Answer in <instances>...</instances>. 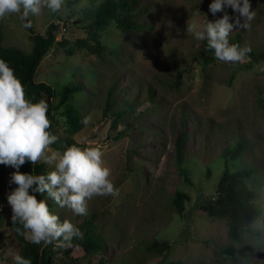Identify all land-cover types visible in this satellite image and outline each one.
<instances>
[{
    "label": "rangeland",
    "instance_id": "rangeland-1",
    "mask_svg": "<svg viewBox=\"0 0 264 264\" xmlns=\"http://www.w3.org/2000/svg\"><path fill=\"white\" fill-rule=\"evenodd\" d=\"M212 2L149 0L136 19L144 26L128 34H123L115 22L106 27L101 36L104 58L86 49L68 54L66 47L54 43L42 59L35 80L50 83L57 90L80 81L83 90L74 98L82 119L91 117L87 126L70 134L65 117L56 115L57 143L70 138L79 145L100 146L106 165L113 170L114 184L120 189L118 197L93 198L87 216H77L48 200L61 221L69 219L74 224L97 211L94 223L106 241L103 251L91 255H86L80 246L70 247L72 253L68 255L66 249L53 245L58 264L70 256L79 258L82 264H134L141 257L138 250L143 241L153 238L172 244L171 255L163 264L171 260L182 264H264V215L253 225L252 237L244 248L252 249L250 258L235 260L223 254L232 244L226 219L211 218L199 207L215 194L224 168L223 153L234 145L240 130L248 138L250 150L229 162V167L236 170L254 165L256 169L246 181L256 193L255 201L264 204V108L256 103L257 98L264 99V93L256 87L264 85V59L248 69L241 65L248 64L250 58L245 63L216 59L204 62L198 54L202 41L189 36L187 25L190 19L215 22L222 18L223 12L210 11ZM250 2L256 12L251 28H235L229 40L242 30L245 44L263 51L264 0ZM93 6L90 0H84L73 7L66 6V11L56 16L45 8L40 16L29 18L31 27L34 32L44 33L55 21L59 27L57 40L85 37L89 33L84 28L90 21L87 14ZM225 11L234 23L238 14L231 8ZM0 29L5 45L32 50L31 32L19 15L0 21ZM178 71H182V77L176 85ZM113 83L119 97L115 109L105 118L102 112L107 89ZM150 90L153 95H149ZM125 103L135 110L113 120V111L125 109ZM121 131L124 134L117 137ZM181 131L186 134L184 158L191 184L184 180L175 162L176 139ZM46 166L48 171L53 170L51 165ZM15 171L5 166L0 195V260L6 264H13V254L19 253L18 241L7 226L12 215L7 197L17 187L10 184ZM177 190L189 195L182 216L168 206ZM38 199H47V195L38 194ZM161 259L149 257L145 264H158Z\"/></svg>",
    "mask_w": 264,
    "mask_h": 264
},
{
    "label": "clouds",
    "instance_id": "clouds-1",
    "mask_svg": "<svg viewBox=\"0 0 264 264\" xmlns=\"http://www.w3.org/2000/svg\"><path fill=\"white\" fill-rule=\"evenodd\" d=\"M45 8L53 14L64 12L66 0H0V21L19 15L25 26L31 27L29 18L40 16ZM225 8L238 14L234 23ZM210 11L224 14L215 22L190 19L189 36L206 41L207 50H212L218 61L245 63L252 49L230 43L229 37L237 27L251 28L256 12L250 0H213ZM48 112V103L44 99L33 102L15 70L0 59V165L16 169L10 184L17 187L7 197L14 231L32 244L68 249L75 240L83 239V232L69 219L61 221L48 200L61 208L67 207L77 216H87L93 198H115L120 189L114 184L113 170L106 165L100 146L74 143L63 151L52 148L58 137L50 131ZM90 121V116L82 119L85 126ZM26 162L33 165L43 162L53 170L40 175L23 173L20 168ZM35 193L47 194V199H38ZM12 262L32 264L31 259L19 253L13 254ZM0 264L6 261L0 260Z\"/></svg>",
    "mask_w": 264,
    "mask_h": 264
},
{
    "label": "trees",
    "instance_id": "trees-1",
    "mask_svg": "<svg viewBox=\"0 0 264 264\" xmlns=\"http://www.w3.org/2000/svg\"><path fill=\"white\" fill-rule=\"evenodd\" d=\"M84 0H66V6L73 7ZM93 3V9L87 14L90 21L84 26L88 30V35L85 37L75 38L69 41L66 37L57 40L58 24L55 21L50 22L44 33H30L33 47L30 52H27L14 45H5L0 29V59L5 60L14 70L16 75L22 80L25 85L28 96L33 102H38L44 99L49 105V118L51 120L50 131L54 134V121L56 115L60 114L65 117L64 123L70 134L78 132L84 124L80 114V106L75 101L77 93L82 92V83H67L59 90L55 89L50 83L45 81H36V72L41 64L42 59L47 54L49 48L58 43L66 47L68 54H74L79 49H86L88 52L95 54L98 58H104L105 46L102 43L101 36L106 27L115 22L116 26L123 34H128L133 30L144 26V23L137 21L138 15L143 12L149 5V0H90ZM52 15L53 14L51 13ZM26 23V22H25ZM245 34L239 30L230 38V43H237L241 47L245 44ZM249 54L250 61L248 64L241 65L242 69L253 67L255 63L264 59V50L256 51L252 46ZM198 54L203 57L204 62L214 61V53L212 50H207V42L202 41ZM182 77V71H178L175 77V83L178 85ZM115 83V82H114ZM113 83V84H114ZM115 85V84H114ZM107 89L105 107L103 116L107 118L112 109L117 105L119 95L115 94L116 85ZM259 93H264V85H256ZM149 95H153V91H149ZM261 96V95H259ZM256 103L264 108V99L257 98ZM127 104V103H125ZM135 110L133 105L127 104L125 109L114 110L113 120L122 119L127 113H132ZM130 126V125H128ZM127 126V127H128ZM239 129L240 126H239ZM121 131L118 135H123ZM186 134L181 131L176 139L175 145V162L177 163L180 173L186 182L192 183L189 168L186 164L184 154ZM77 144L72 139H62L52 146L58 147L61 151L65 150L66 146ZM246 135L239 132V137L236 139L232 147L226 148L223 156H225L224 168L221 176L216 184L215 194L202 201L199 207L206 212L211 218L226 219L228 228V237L231 245L223 250V254L233 257V259L242 258L249 259L252 249L245 250V245L252 237L253 225L256 221L263 218L264 204L255 201L256 193L247 183V179L251 177L254 170V165H247L236 170L229 167V162L240 159L246 152L250 150ZM20 171L35 175L47 174L46 163H38L33 165L26 162L21 166ZM5 165H0V195L4 184ZM207 176H210L208 168ZM38 198L39 193H35ZM47 195V194H46ZM189 200V195L185 191L177 190L171 197L169 207L179 215H183L186 207V202ZM98 216L97 211L90 213L84 221L76 224L83 232V239L75 240L73 245L80 246L86 255H91L99 251H103L106 246V241L103 242L99 226L94 223V219ZM12 217V215H11ZM11 217L7 223L9 231L15 236L19 245V254L25 258H29L32 264H58L54 257L53 245H36L27 242L22 236L14 231ZM141 257L134 264H145L149 257L161 256L162 259L158 264L166 262L172 252V244L168 240L153 238L144 240L143 246L139 250ZM68 255H71L72 249L65 250ZM63 264H82L77 257L70 256ZM166 264H182L181 261L171 260Z\"/></svg>",
    "mask_w": 264,
    "mask_h": 264
},
{
    "label": "water",
    "instance_id": "water-1",
    "mask_svg": "<svg viewBox=\"0 0 264 264\" xmlns=\"http://www.w3.org/2000/svg\"><path fill=\"white\" fill-rule=\"evenodd\" d=\"M27 28H28V30H29L31 33L34 32V30L32 29V27H27Z\"/></svg>",
    "mask_w": 264,
    "mask_h": 264
}]
</instances>
